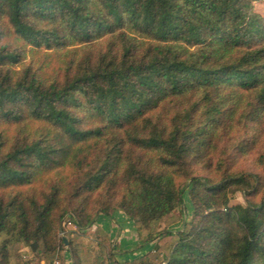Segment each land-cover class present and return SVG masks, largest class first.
Masks as SVG:
<instances>
[{
	"label": "trees",
	"instance_id": "obj_1",
	"mask_svg": "<svg viewBox=\"0 0 264 264\" xmlns=\"http://www.w3.org/2000/svg\"><path fill=\"white\" fill-rule=\"evenodd\" d=\"M256 1L0 0V264H264Z\"/></svg>",
	"mask_w": 264,
	"mask_h": 264
},
{
	"label": "rangeland",
	"instance_id": "obj_2",
	"mask_svg": "<svg viewBox=\"0 0 264 264\" xmlns=\"http://www.w3.org/2000/svg\"><path fill=\"white\" fill-rule=\"evenodd\" d=\"M255 10L262 13L264 15V0L256 1L255 3ZM245 168L253 169V165L247 161L244 165ZM184 201L186 204V207L184 208L185 213L190 210V201L188 197L184 196ZM233 202H243V196L240 192H236L232 199ZM111 221V222H109ZM95 225L102 226L106 229L108 232V235L110 236V244L111 246L116 244L118 246V249L116 251L118 252V257L121 259L133 257L136 254L140 255L143 252H145L148 248H139L138 247V239L137 234L135 230V225L133 221L126 218L124 214L121 213H115V216L113 219L106 220L105 216H99L97 221L95 222ZM161 226H164V222L161 223ZM181 226V222H178L173 225L174 228H179ZM93 230H88L82 237V243L89 249L91 252V255H96L100 253L101 249L98 247V244L94 240V236L92 235ZM62 234V233H61ZM109 245H107V248ZM25 250H29L28 247L25 248ZM103 258L107 259V254L103 253ZM55 257H59L62 264H71V260L68 258L69 254L65 251L58 253Z\"/></svg>",
	"mask_w": 264,
	"mask_h": 264
},
{
	"label": "built area",
	"instance_id": "obj_3",
	"mask_svg": "<svg viewBox=\"0 0 264 264\" xmlns=\"http://www.w3.org/2000/svg\"><path fill=\"white\" fill-rule=\"evenodd\" d=\"M41 264H61L59 257H55L51 262H42Z\"/></svg>",
	"mask_w": 264,
	"mask_h": 264
},
{
	"label": "water",
	"instance_id": "obj_4",
	"mask_svg": "<svg viewBox=\"0 0 264 264\" xmlns=\"http://www.w3.org/2000/svg\"><path fill=\"white\" fill-rule=\"evenodd\" d=\"M65 241L67 242V240L65 239ZM33 248H35V243H32L31 244Z\"/></svg>",
	"mask_w": 264,
	"mask_h": 264
},
{
	"label": "crops",
	"instance_id": "obj_5",
	"mask_svg": "<svg viewBox=\"0 0 264 264\" xmlns=\"http://www.w3.org/2000/svg\"><path fill=\"white\" fill-rule=\"evenodd\" d=\"M118 213H121V212H118ZM122 214V213H121ZM106 220H108V218L106 217ZM109 222H111V221H109Z\"/></svg>",
	"mask_w": 264,
	"mask_h": 264
}]
</instances>
